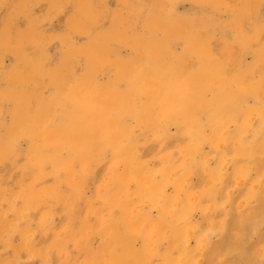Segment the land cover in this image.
<instances>
[{"label": "clouds", "instance_id": "1", "mask_svg": "<svg viewBox=\"0 0 264 264\" xmlns=\"http://www.w3.org/2000/svg\"><path fill=\"white\" fill-rule=\"evenodd\" d=\"M0 264H264V0H0Z\"/></svg>", "mask_w": 264, "mask_h": 264}]
</instances>
